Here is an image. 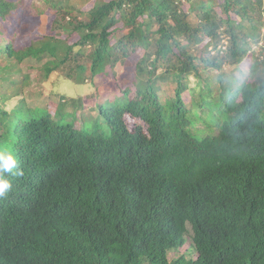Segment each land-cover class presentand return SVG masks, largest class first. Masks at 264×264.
<instances>
[{"label":"trees","instance_id":"obj_1","mask_svg":"<svg viewBox=\"0 0 264 264\" xmlns=\"http://www.w3.org/2000/svg\"><path fill=\"white\" fill-rule=\"evenodd\" d=\"M39 14L48 33L17 45ZM263 28L264 0H0V147L23 172L0 206V264L26 249L31 264H264ZM29 70L113 84L76 98L75 127L68 104L38 105ZM18 89L30 100L7 112ZM175 197L180 232L156 212ZM225 221L226 238L207 227Z\"/></svg>","mask_w":264,"mask_h":264},{"label":"clouds","instance_id":"obj_2","mask_svg":"<svg viewBox=\"0 0 264 264\" xmlns=\"http://www.w3.org/2000/svg\"><path fill=\"white\" fill-rule=\"evenodd\" d=\"M222 37H223V35L220 36L221 39H222ZM222 42H224V38L222 39ZM222 45H221V47H222ZM221 47H220V49H221ZM209 50H210L211 54L216 52L212 46H209ZM20 99H19V102H20ZM21 103H22V100H21ZM19 105L20 104H18L17 106H19ZM15 108H17V107H15ZM15 108H13V109H15ZM7 112H9V111H7ZM124 121H125L126 126L129 130H132L136 123H140V122L134 120L133 118H131L129 115L124 116ZM79 124H80V122H79ZM78 125H77V127H78ZM75 127H76V125H75ZM18 132L19 131L16 130L15 134H18ZM144 132L149 137L150 140H153L150 128L149 129L145 128ZM147 141H148V143L150 142L149 140H147ZM242 145L244 147V150L246 151V157H247L248 161L250 162L252 170H253L255 167V159H256V155H257V149H256L255 145L250 141H243ZM18 153H19V149L16 150L14 153V151H12L9 148L0 147V206L2 205L3 202L5 205H7V201H8V198L10 196V193H11L12 182H11V179H9V177L20 176L23 174V172L19 166V160L17 157ZM171 174L172 173L170 172V170H168L166 182L171 177ZM187 198L191 202V198L197 199V198H199V194L197 191H191L187 194ZM179 199L180 198L175 197V198H169L167 200L164 199L163 201L159 202L160 208L156 212H157V215L162 216V219L165 221V223H166L165 225L167 227L165 230L171 229L173 227H176L175 229L179 232L184 227H186L187 229H190V226H191L190 221L186 220V218H185V221H183L179 217V214L181 212L179 203L181 202L182 208H183V210H185L186 215L188 214V211H189L188 205L184 200H179ZM14 205L19 206V207H23L22 204H14ZM29 219H26V220L21 219L18 221L19 222H26ZM8 222H9V220H8ZM180 222L182 223L183 228H179L178 225L180 224ZM216 226L219 227V233H218L219 238L220 239L222 237L226 238V235L232 226V222L225 221L222 224H220V222H215L211 225H208L207 227H208L209 231H211ZM6 229L9 233V230H10L9 224L6 227ZM189 235H191V233L187 232L186 244L184 243L180 247L181 250H187L188 251V255L185 256L188 259L192 258V257L195 258L194 255H192L190 253L192 248L190 247L191 241L189 239ZM0 242H1V233H0ZM191 255H192V257H191ZM104 258H105V256L101 257V259H104ZM10 264H31V257L29 255L28 249H26L22 253V255H20L19 257L12 259ZM121 264H127V262L124 263L122 260Z\"/></svg>","mask_w":264,"mask_h":264},{"label":"rangeland","instance_id":"obj_3","mask_svg":"<svg viewBox=\"0 0 264 264\" xmlns=\"http://www.w3.org/2000/svg\"><path fill=\"white\" fill-rule=\"evenodd\" d=\"M37 8L39 10H42L43 7L41 4H36ZM39 22L36 25L35 29L32 31L31 34H28L26 38L18 39L16 40V44L18 45L21 41L23 43L29 42V39H42V34L48 33L47 29L51 27V19H47L44 14H39L38 16ZM264 30V28H263ZM55 33L59 34L61 33L60 30H57ZM226 46V41L223 42V45L221 49H223ZM129 66H121L119 67V73H121L123 70H127ZM130 70V69H129ZM131 71V70H130ZM29 83L31 86L33 85V88L36 87L37 79H40V76L38 75L37 71L29 70ZM115 80V79H114ZM112 81L113 79H110V75L108 74L106 77L97 76L94 80V85L91 86L89 83L86 84H77L70 79H66L62 75L58 79H50L48 82H38V89L42 94L44 95V100H41L38 102V105L40 107L45 106L43 101H46L49 105L48 109L50 113H56L61 104H68L67 108H62L64 111H67L70 113H73V122L77 125L80 122L81 119V112L79 109H77L74 105V101L77 97L81 96V98L85 97L87 93L94 92V89L100 88L104 91V93L108 92L109 89L112 87ZM117 83L121 82V79H116ZM173 85H167L168 88H172ZM20 96L12 98V96L7 100L4 104V109L6 111H11L13 108L18 107L19 99H25L26 101H29L30 99H26L25 97H28L29 95L22 92V90H19ZM6 92L9 93V90H6ZM172 93V92H171ZM111 95V93L109 92ZM102 98H105V96H100L97 98H93L92 100H88L87 98H84V101L87 103H94L99 102Z\"/></svg>","mask_w":264,"mask_h":264}]
</instances>
